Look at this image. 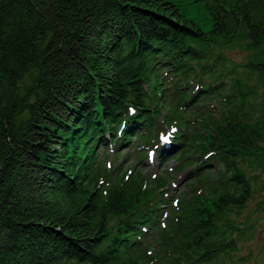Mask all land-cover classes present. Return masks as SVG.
<instances>
[{"label": "trees", "instance_id": "1", "mask_svg": "<svg viewBox=\"0 0 264 264\" xmlns=\"http://www.w3.org/2000/svg\"><path fill=\"white\" fill-rule=\"evenodd\" d=\"M259 218L264 0H0V264H239Z\"/></svg>", "mask_w": 264, "mask_h": 264}, {"label": "rangeland", "instance_id": "2", "mask_svg": "<svg viewBox=\"0 0 264 264\" xmlns=\"http://www.w3.org/2000/svg\"><path fill=\"white\" fill-rule=\"evenodd\" d=\"M200 26L203 29H208L210 27V21L207 18H202L199 20ZM170 129H167L164 131V135H167L168 131ZM162 142V141H161ZM108 158L110 159L111 156L109 155ZM133 161H136L135 158L133 159ZM149 168L145 167L146 170H151L153 169V165H149ZM181 178V180H180ZM175 181L172 183V186L177 185V183L179 184V187L181 186V188H183V181L186 178H183L182 174H179L176 179L173 178ZM180 180V181H179ZM251 208V206L249 205L247 207V210H249ZM243 217V215H242ZM259 222L260 225L257 227V232L256 234H254V236L250 239H246L243 238L242 240H239L237 243V249L233 251V253H235L236 255H244V258L242 260H238L237 263L239 264H252L254 260H257V264H264V256H261V246L260 245H264V219L259 218ZM234 260L235 257L233 256Z\"/></svg>", "mask_w": 264, "mask_h": 264}, {"label": "bare ground", "instance_id": "3", "mask_svg": "<svg viewBox=\"0 0 264 264\" xmlns=\"http://www.w3.org/2000/svg\"><path fill=\"white\" fill-rule=\"evenodd\" d=\"M121 103V102H120ZM116 107V106H115ZM106 122V121H105ZM109 123V122H108ZM102 127V126H101ZM102 129H104V128H102ZM103 132V131H102Z\"/></svg>", "mask_w": 264, "mask_h": 264}]
</instances>
